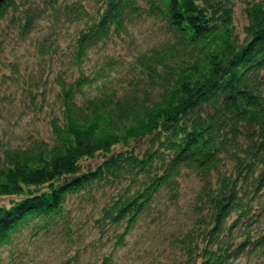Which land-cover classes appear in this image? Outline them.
Masks as SVG:
<instances>
[{"label":"trees","instance_id":"obj_1","mask_svg":"<svg viewBox=\"0 0 264 264\" xmlns=\"http://www.w3.org/2000/svg\"><path fill=\"white\" fill-rule=\"evenodd\" d=\"M234 6L235 0L0 4V27L12 10L20 41L51 21L35 43L43 57L58 53L60 28H76L66 46L76 76L53 77L59 115L48 121L50 140L0 151V197L11 198L0 204V248L25 228L37 235L58 227L69 195L88 201L98 192L106 197L95 219L99 236L110 231L123 245L142 223L157 221L161 197L179 201L181 179L191 172L199 186L190 223L169 236L176 264H242L243 257L264 255V232L253 226L264 213V0L247 2L240 30ZM142 18L161 37L134 56L137 80L122 89L94 83L83 70L90 53L128 35ZM2 44L0 38V54ZM32 85L34 100L43 93ZM95 156L100 162L83 170V159ZM110 260L104 256L101 264Z\"/></svg>","mask_w":264,"mask_h":264},{"label":"rangeland","instance_id":"obj_2","mask_svg":"<svg viewBox=\"0 0 264 264\" xmlns=\"http://www.w3.org/2000/svg\"><path fill=\"white\" fill-rule=\"evenodd\" d=\"M249 1L235 0L234 22L238 30L246 23L245 8ZM87 7L91 10L93 4H87ZM11 13L12 10L0 27L4 48V53L0 54V151L4 147L25 146L32 139L49 141L51 133L48 121L56 113L59 115L56 100L58 88L53 77L59 74L67 79L70 75L76 76L66 53L69 37L74 33L70 31L76 29L74 25L70 26L68 32L59 29L56 40L58 53L43 57L37 53L35 43L50 32L51 21H41L39 28H35L29 38L20 41L16 36L18 25L9 19ZM160 37L150 19L137 20L130 26L128 35L109 39L103 46L94 49L91 57L83 63L84 73L95 79L94 83L105 80L121 89L128 87L130 81L138 78L136 68L131 67L134 56ZM11 64L13 67H10ZM32 84L39 85L38 89L43 93L34 100L27 92L34 88ZM87 89L92 90L91 87ZM143 148L144 144L135 151ZM100 160L98 156L85 158L82 169L93 167ZM198 186L199 179L195 174L187 173L181 179L179 201L172 203L165 196L161 197L157 221L142 223L126 236L123 245L115 244L110 231L99 236L95 219L100 215L105 194L98 192L95 199L88 201L77 195H69L60 225L37 235L32 234L29 228L23 229L11 243L0 248V264H101L104 256L111 257L110 264H176L179 256L170 246L169 236L190 223L191 201ZM10 200V197H0V204L8 206ZM253 226L256 232H264V213ZM241 263L264 264V255L243 257Z\"/></svg>","mask_w":264,"mask_h":264},{"label":"water","instance_id":"obj_3","mask_svg":"<svg viewBox=\"0 0 264 264\" xmlns=\"http://www.w3.org/2000/svg\"><path fill=\"white\" fill-rule=\"evenodd\" d=\"M4 0H0V4L3 2Z\"/></svg>","mask_w":264,"mask_h":264}]
</instances>
